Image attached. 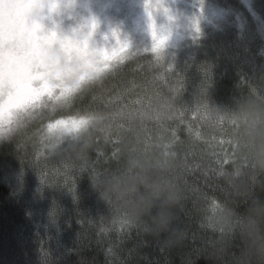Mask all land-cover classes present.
Masks as SVG:
<instances>
[{"label": "trees", "instance_id": "obj_1", "mask_svg": "<svg viewBox=\"0 0 264 264\" xmlns=\"http://www.w3.org/2000/svg\"><path fill=\"white\" fill-rule=\"evenodd\" d=\"M185 1L199 14L208 2L222 14L168 46L165 60L151 54L135 57L72 106L74 113L110 116L124 106L142 112L168 100L163 119H117L107 138L93 132L87 162L41 145L46 120L33 122L21 143L1 149L0 264H231L241 254L245 245L238 236L227 252L214 253L209 241L215 234L200 227L205 204L229 198L217 174L221 167L231 170L238 153L232 157L233 127L208 123L195 98L205 92L211 104L231 109L248 95H264V0ZM137 141L148 152L170 144L167 149L192 166L174 225L187 229L190 239L179 247H164L167 233L144 234L122 208L103 201L92 184L95 177L120 168L127 148ZM254 196L264 200V177ZM231 197L242 213L250 206L235 193Z\"/></svg>", "mask_w": 264, "mask_h": 264}, {"label": "clouds", "instance_id": "obj_2", "mask_svg": "<svg viewBox=\"0 0 264 264\" xmlns=\"http://www.w3.org/2000/svg\"><path fill=\"white\" fill-rule=\"evenodd\" d=\"M143 10L150 47L140 46L123 23L92 13L85 0H0V142L46 120L42 132L46 149L74 153L87 162L92 133L107 138L116 120L97 115L76 130L58 124L57 114L68 111L79 96L136 56L151 54L156 61L165 60L175 27L173 15L164 0H143ZM158 14L168 23L158 24ZM195 104L211 125L233 127L238 153L233 168L217 174L230 190L229 198L207 202L200 227L215 234L216 239L209 241L214 253L227 252L237 236L241 239L245 246L231 264H264V200L254 196L264 177V95H248L229 109L211 104L208 93L201 92ZM169 107L170 101L160 100L136 119H163ZM191 169L175 152L167 148L148 152L137 141L127 148L120 168L95 177L92 184L103 201L122 208L144 234L167 233L164 247L174 248L190 239L187 229L174 225L180 219L185 176ZM231 193L251 201L245 212L233 205Z\"/></svg>", "mask_w": 264, "mask_h": 264}, {"label": "rangeland", "instance_id": "obj_3", "mask_svg": "<svg viewBox=\"0 0 264 264\" xmlns=\"http://www.w3.org/2000/svg\"><path fill=\"white\" fill-rule=\"evenodd\" d=\"M89 10L104 20L123 23L126 29L132 31L136 42L140 46L150 47L151 37L143 28L144 10L143 0H85ZM164 5L173 15L175 27L169 46L196 34L197 23L200 26L206 23H215L217 17L222 14L213 3H206L205 9L199 14L187 5L185 0H164ZM87 14V13H85ZM160 25L168 23V18L163 14L157 15ZM140 55L136 56L139 57ZM134 59V58H133ZM131 59V60H133ZM109 76L99 85H104ZM33 124L24 130L15 133L10 140L0 142V151L5 146H14L16 142L21 143L26 133L30 131ZM29 135V133H27Z\"/></svg>", "mask_w": 264, "mask_h": 264}, {"label": "snow or ice", "instance_id": "obj_4", "mask_svg": "<svg viewBox=\"0 0 264 264\" xmlns=\"http://www.w3.org/2000/svg\"><path fill=\"white\" fill-rule=\"evenodd\" d=\"M165 11H167V9H165ZM196 31L199 32V25L197 23V27H196ZM163 44V41L160 42V44L157 45V48H159L161 45ZM162 59H159L157 61H161ZM136 103H139V101H137ZM141 112L135 110L132 108V106H124L123 108L118 109L115 113H113L112 115H110V117L114 118L115 120L117 119H127L129 123H131L132 121H134ZM59 114H62V118H57V123L64 126V127H71L73 129L78 130L79 128H81L82 126H86L90 120L94 119L97 115H101L98 113H94V112H87V113H79V112H73L72 108H70L68 111L66 112H61ZM121 127H123V125H121ZM189 131L191 132V125H189ZM42 132H43V128L41 129V134H40V143L41 145L46 148V146L43 144V136H42ZM173 142H175L178 138L175 135V132H173ZM195 136L197 139L201 138V134L199 132L195 133ZM229 143H231V141H229ZM171 145H165V148L170 147ZM147 150V149H146ZM236 154V145L233 144V153H232V157L234 158ZM232 162L234 163V159L232 160ZM225 163L224 160L220 161V164L223 165ZM196 167H198V165H196ZM225 169L223 167H221V169L219 170V172L224 171ZM125 223H128V221H125Z\"/></svg>", "mask_w": 264, "mask_h": 264}]
</instances>
